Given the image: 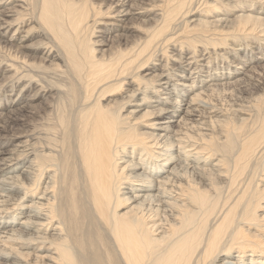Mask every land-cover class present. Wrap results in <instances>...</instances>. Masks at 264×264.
Wrapping results in <instances>:
<instances>
[{"label":"bare ground","instance_id":"6f19581e","mask_svg":"<svg viewBox=\"0 0 264 264\" xmlns=\"http://www.w3.org/2000/svg\"><path fill=\"white\" fill-rule=\"evenodd\" d=\"M2 99L0 264H264V0H0Z\"/></svg>","mask_w":264,"mask_h":264},{"label":"rangeland","instance_id":"374dc122","mask_svg":"<svg viewBox=\"0 0 264 264\" xmlns=\"http://www.w3.org/2000/svg\"><path fill=\"white\" fill-rule=\"evenodd\" d=\"M160 2V1H159ZM161 4V3H160ZM202 9V8H201ZM200 9V10H201ZM195 11H197L196 9L195 10H193V12H191V13H196ZM101 19V21H100V23L102 22V18H100ZM122 24H124V25H126V23H122ZM101 24H99L97 27V29H99V26H100ZM36 30H42L39 26H37V29ZM96 31H98V30H96ZM103 31H108V30H103ZM96 34H100V33H96ZM102 34V33H101ZM107 34V33H106ZM188 37H189V35H188ZM45 39L43 38V36H40V35H36L35 34V31L34 32H32V35H31V37L25 42V44L26 45H30V46H33V47H41L42 45H43V41H44ZM223 78H226L227 79V75L226 76H222ZM232 80V79H231ZM159 96L160 97H164L165 96V94H162V93H160L159 94ZM4 99H2V100H0V102H2ZM52 102H53V100H52V98L50 97L48 100H47V102H46V104H49V105H52ZM37 104H38V106L39 107H41V108H43V98H41V99H39V101L37 102ZM172 124V126H174L175 125V123L174 122H172L171 123ZM14 167H16V166H14ZM24 180H26V179H24ZM16 216V215H15Z\"/></svg>","mask_w":264,"mask_h":264}]
</instances>
